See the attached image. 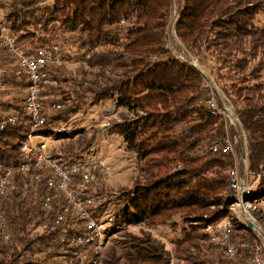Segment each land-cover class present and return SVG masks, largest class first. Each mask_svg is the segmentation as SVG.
Instances as JSON below:
<instances>
[{
	"label": "trees",
	"instance_id": "obj_1",
	"mask_svg": "<svg viewBox=\"0 0 264 264\" xmlns=\"http://www.w3.org/2000/svg\"><path fill=\"white\" fill-rule=\"evenodd\" d=\"M0 10L22 47L62 42L77 50L71 58L78 68L69 70V60L63 58L50 70L55 84L43 94L46 130H60L88 105L108 100L125 111L111 130L135 154L138 173L135 187L124 192L123 205L114 211L113 229L135 225L153 230L170 226L176 216L191 226H205L229 216L230 201H235L228 181L232 157L212 147L240 133L247 139L249 170L261 176L254 199L264 197V0H8ZM174 11V37L180 46L173 37L171 47ZM178 52L210 63L221 93L238 116L239 133L224 117L211 113L208 79ZM1 80L0 177L23 162L20 145L31 129L22 104L24 82L11 74ZM11 115L24 122L2 129ZM84 142L77 149H90L94 140ZM240 148L243 138L236 145ZM33 174L16 175V190L0 198L5 224L0 229V264H78L71 239L83 232L84 227L74 226L82 221L68 215L58 222L57 211L47 209L43 199L52 192ZM212 206L217 209L211 211ZM262 208L257 204L253 213L264 223ZM103 213L98 206L94 216ZM208 240L187 229L174 244V257L182 264H247L248 257L229 258L211 242L207 248L219 254H210L204 246ZM240 240L253 241V236L237 226L233 241ZM171 260L165 244L143 231L140 236L123 235L107 249L101 264Z\"/></svg>",
	"mask_w": 264,
	"mask_h": 264
},
{
	"label": "built area",
	"instance_id": "obj_2",
	"mask_svg": "<svg viewBox=\"0 0 264 264\" xmlns=\"http://www.w3.org/2000/svg\"><path fill=\"white\" fill-rule=\"evenodd\" d=\"M174 23L177 18V11L173 14ZM174 30V27H172ZM172 30V29H171ZM171 33V32H170ZM175 33V32H174ZM173 35L170 36L171 47L175 46ZM65 47L72 48L62 42L49 47L26 48L18 44L11 29L3 19H0V87L4 86L1 78L3 75H13L19 82H24L21 88L22 104L27 111L31 129L20 145L23 162L14 168H9L0 177V198L16 190L17 185L13 182L16 175L26 176L33 172L36 181L44 179L46 187L52 195L44 196L47 209L57 211L58 222L65 221L68 215L77 216L84 224V230L71 239L76 247L74 256L78 264H100L103 244L102 233L106 228L104 223H99L94 217L96 206L95 197L88 190V185L94 179L96 172L92 164L87 161H64L56 159L50 153L48 142L43 132L47 129V118L44 113L43 94L55 84L50 70L63 63V50ZM178 57L192 64L185 52H178ZM182 55V56H181ZM195 67V66H194ZM196 68V67H195ZM207 79L206 86L210 90L208 109L213 115L224 117L228 126L238 131L239 119L234 108L229 104L225 96L218 93L212 85L209 77L200 68H197ZM223 101L220 100V98ZM219 100L221 104H219ZM221 105V106H220ZM58 109L61 105L57 106ZM24 122V119L17 115H11L1 125L17 126ZM243 138V148L246 149L245 157L237 158L236 145ZM214 152L222 151L225 155L231 156L234 160L229 171V187L235 193L234 215L219 222L206 226L205 233L210 242L224 248L229 258L248 257L247 264H264V223L259 221L251 211L259 203L264 204V197L254 199L257 185L261 179L260 175H254L249 170L247 153V139L245 134H238L233 141L227 140L222 145H214ZM94 172H93V171ZM107 169H102L101 175H108ZM56 198H58L56 200ZM252 223V228L248 227ZM4 220H0V229L3 232ZM237 226L245 228L253 236V241H233L234 231ZM9 236L4 235V240Z\"/></svg>",
	"mask_w": 264,
	"mask_h": 264
},
{
	"label": "rangeland",
	"instance_id": "obj_3",
	"mask_svg": "<svg viewBox=\"0 0 264 264\" xmlns=\"http://www.w3.org/2000/svg\"><path fill=\"white\" fill-rule=\"evenodd\" d=\"M6 1L8 0H0V5ZM2 16L3 14L0 10V19H2ZM260 21L264 22V16L260 17ZM170 23L171 33L169 32V34L173 35V18ZM174 40H176L175 37ZM176 44L180 46V43L177 40ZM76 51L77 50L72 48L70 49L68 47H65L63 50L64 58L69 60L66 62L69 70H75L80 66L76 62H73L71 58L75 56L74 53L78 55ZM187 56L196 68H200L204 71V73L211 80L212 85L216 88V90H218V93L222 94L220 86L217 83L216 76L210 67V63H202L201 58L194 55L188 54ZM221 96L223 98V94ZM222 98H220L221 101H223ZM124 114L125 111L123 109H118L116 104L113 103V100H108L92 107L88 105L86 108L82 109L81 113L69 120L67 126H62L60 130L48 129L45 131L46 133L51 134V137H45L49 138L46 140L48 142L50 153L64 155V159H62L64 161H87L92 164L94 167L93 169L96 171L94 172L92 170L94 172L95 179L88 185L89 191L85 190L83 192H92V195L95 197L96 206L94 213L97 211L98 206H102L104 209V213L101 218H96L94 216L99 223H104V225H106V228L102 233L103 251L101 263L104 260L107 249H109L112 245L119 244L123 235L128 234L140 236L141 232L144 231L152 233L153 236L165 244L166 248L172 254V264H182V260H178L174 257V244L177 240L181 238L183 239L185 232L190 228H194L198 233L208 237L204 230L207 225L204 226L201 225V223L197 224L196 222H192L191 226L190 223L185 222L186 220H184L183 217L176 216L169 222L170 226H157L153 230L147 229L145 226L135 225L125 227L119 226L116 229H113L114 211L117 207L123 205L124 199L122 196L124 192H128L135 187V179L138 173L135 154L127 150V145L124 139L111 130L113 124L115 122H120ZM91 139H93L94 142L90 149L86 151H82L80 148L77 149V147H80V144L84 141L88 142ZM245 153L246 149L240 148L236 155L238 157L237 159L240 160L242 157H245ZM234 160H236V157L235 159L232 157L231 164H233ZM101 167L102 169H107L109 171L108 175H101ZM232 202L234 203L229 204L228 208L230 209V214L227 217L235 214L233 211L236 208L235 201H230V203ZM259 204L264 205L263 202ZM218 208H220V206ZM216 209L217 207H210L211 211ZM254 210L255 209H253L251 213H253ZM260 210L264 213V208ZM254 214L255 213H253V215ZM83 225L84 224L77 227L75 224L74 226L78 229L79 227H84ZM208 245L210 246L213 244H211L208 240L207 244L204 245L205 248H207ZM213 247H215V245H213ZM206 250L210 254H219L214 248H207Z\"/></svg>",
	"mask_w": 264,
	"mask_h": 264
},
{
	"label": "water",
	"instance_id": "obj_4",
	"mask_svg": "<svg viewBox=\"0 0 264 264\" xmlns=\"http://www.w3.org/2000/svg\"><path fill=\"white\" fill-rule=\"evenodd\" d=\"M252 223H248V227L251 229L252 228Z\"/></svg>",
	"mask_w": 264,
	"mask_h": 264
}]
</instances>
